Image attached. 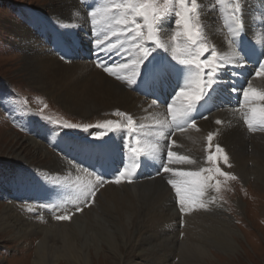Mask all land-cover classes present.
Listing matches in <instances>:
<instances>
[{
  "label": "bare ground",
  "instance_id": "obj_1",
  "mask_svg": "<svg viewBox=\"0 0 264 264\" xmlns=\"http://www.w3.org/2000/svg\"><path fill=\"white\" fill-rule=\"evenodd\" d=\"M61 1V7L53 3L51 11L38 14L40 22L55 31L52 41L49 38L47 42L46 35L42 38L39 33L17 24L14 26L19 28L16 30L19 42L16 44L23 54L20 73L32 89L75 115L89 118L117 110L131 115L138 134L126 136L124 140H128V145L122 140L121 133L115 135L111 148L102 145L97 151L96 145H90L93 154L87 150V158H91L93 164L85 171L69 162L80 151L59 132L40 128L41 134L49 133L67 157L53 155L41 136L24 139L11 129L5 130L3 137L17 146L9 148L13 152L10 154L20 162L38 161V165L28 181L21 177L22 173L12 174L6 167L1 170L0 176L4 174L5 180L0 178V195L8 205L0 204V234L9 237L11 242H30V250L20 260L29 264H174L177 258L180 259L178 264H234L230 257L241 253L245 235L237 229L234 221L237 218L224 213L222 204L214 197L216 191L211 189L212 185L209 184L203 195H194L193 207H186L181 212L179 200L168 183L173 179L167 181L168 178L159 173L149 177L151 172L146 177L142 172L152 167L154 157H160L156 167H164L169 150L195 161L192 164L174 161L171 163L173 170L200 171L209 168L207 157L215 155V148L220 146L240 182L248 185L253 181L264 191V135L255 134L247 139L232 126L231 115L220 116L222 125L218 126L214 117L196 121L190 113L188 120L195 121L197 127L193 128L189 122L183 129H175L168 106L185 85L177 86L171 78L172 65L176 63L172 57L171 61L166 57L161 64H147L145 59L134 85L129 86L126 79L117 80L98 66L103 63L116 67L129 59L123 53L105 54L107 46L116 41L109 26H93L78 0ZM86 1L89 5L90 1L98 0ZM110 1L101 0L100 8L111 6ZM243 1L244 12L249 13V18L259 11L264 22V0ZM218 2L197 0L198 20L207 42L221 57L229 60L233 57V47L229 44L221 16L224 7L220 8ZM160 29L162 32L170 30L169 22L165 21ZM105 35L108 39H103ZM128 35L130 37L131 33ZM97 39L103 41L99 49ZM184 77L185 74L181 76ZM261 81L264 82V77L253 80L251 86L254 88ZM194 89L195 82L187 86L189 91ZM181 103L183 101H177L176 106ZM262 104L264 106V101ZM138 135L142 150L134 145L139 141ZM209 135L213 136L211 145ZM169 141L174 144L170 148ZM107 150L112 158L107 155ZM135 158H146L145 163L149 166L140 169L142 178L131 185L123 180L115 184V179L135 163ZM74 159L82 162L79 158ZM81 160H85L84 156ZM141 166H144V160L138 162V167ZM92 170L100 173L99 176L92 175L106 183L99 185L90 174ZM80 179L91 187L90 192H95V196H89L86 201L82 195L87 189L82 186L71 189L70 186L71 182ZM23 199H35L43 208H35L36 213L32 215L22 207ZM243 205L240 201L238 209L245 213ZM72 209L75 211L70 213ZM49 211L52 215H70L71 219L54 220Z\"/></svg>",
  "mask_w": 264,
  "mask_h": 264
},
{
  "label": "rangeland",
  "instance_id": "obj_2",
  "mask_svg": "<svg viewBox=\"0 0 264 264\" xmlns=\"http://www.w3.org/2000/svg\"><path fill=\"white\" fill-rule=\"evenodd\" d=\"M78 1L92 22L91 12L96 10V8H100L101 0L90 1L89 5L87 4V1L85 2V0ZM125 2H127V0H111L110 5ZM131 2L141 3L143 0H131ZM151 2L155 6L157 12V20L156 24L154 25L156 32L153 36V40L145 41V46L149 47L151 50L150 55L146 58V61L147 64H161L166 61V57L167 60L171 61L172 52L176 46L180 45L183 47L187 40L186 37L175 36V33L180 30L175 24V12L179 10V0H151ZM190 2L191 0H189V4ZM53 3L58 8L62 6L61 0H0V172L3 167H6L12 174L15 173L18 175V173H22L21 177L24 179V181H28L29 177L33 176L31 173H34L33 169L36 167L35 165H38V161H33L34 163L32 161L27 163L16 160L11 155L13 152L9 150L10 147L12 148L14 146V142H11V140L5 139L3 137L5 130L11 129L24 139H31V137L41 136L46 140V145L52 150V154H59L62 157H64V155L67 157V155L63 153V150L58 146L57 143H55L49 133L48 135H45L44 133L41 134L40 128L44 127L45 129L53 130V132H59L65 140H68L75 145L81 142V144L84 145L81 148L85 151H87V144L89 148L90 145H98V147H95V150L97 151H99L98 148H101L102 145L106 144L110 146L118 133L123 135L122 140L125 143L128 141L124 140L126 136L130 137L131 135L130 132L124 131L128 130L126 123V118L128 115L125 114L124 116H117L116 113L117 111L120 112L119 110L105 114L102 113L100 115H93L89 118L75 115L63 109L58 104L51 102L49 98L44 97L43 93L32 89L28 81H26V77L20 73L19 66L20 60L23 59V54L19 52L16 44L19 42L18 32H16V30H19V28L14 26L17 24V26L26 28L30 32L39 33L42 38L46 35L45 40L48 42V39L50 38V41H52L55 38V31L50 27H45L44 24L41 23V19L38 18V14L51 11L52 9H50V6ZM189 15L198 17V9L196 13H191ZM134 18L137 23H144L142 17L135 16ZM102 20L103 19L98 14L97 23L93 24L92 22V25L98 26L101 24H106L105 21ZM165 21L169 22V29H171L167 32H162L160 25H162ZM193 23H195L199 28L200 39L210 47H214L210 42H207L208 40L204 37V31L201 29L199 20H193ZM45 30L49 31V34H47V31ZM142 31L145 35L147 34L146 27L143 28ZM158 34L160 35L158 36ZM156 40H159V42L166 48L157 47L155 43ZM202 57L210 58L208 53L203 54ZM172 60L177 62L173 57ZM193 82H195V80ZM110 114L112 115L110 116ZM110 120L113 121V125L107 128L103 127V125H105ZM69 124L76 125L77 127L69 128L65 126ZM125 125L126 128L123 129ZM134 125V129L137 131L136 123ZM122 132H124V134ZM257 134L264 135V132H259ZM138 138L141 145V139L139 135ZM8 143L9 145L7 147ZM170 143L173 144L172 141H169L168 145ZM14 147L17 146L15 145ZM136 150V152H139L138 149ZM209 151H212V149H209ZM142 152L146 156V152ZM107 153L111 155L109 150H107ZM75 154L76 153L72 155ZM78 156L82 158L83 156L86 157L87 154L83 152L81 154H77L74 158H77ZM74 158H70L69 162H74V164L79 165L85 171H87V168L91 167L93 164V160L91 158H85V160H82L80 163L76 162V159ZM143 160L144 166L138 167V162ZM145 161L146 158H135V163L128 168L130 173H133L138 169H144V167L149 168ZM208 164L210 165L209 167L220 166V168H222L221 170L228 173L229 176L236 177L235 179H230L225 176H217L214 177V179L210 182V185H212L211 189L216 191L214 197L222 204L225 210L224 213L229 215L233 214V217L237 218V221L234 220L237 229H240L245 235V239H242V246L244 248L241 250L240 254L230 257L233 258L231 259L233 260L232 262H234V264H264V191H262V187L253 181L248 185L245 183H243V185L242 182H240L241 179L239 176L231 168L229 159L227 163L224 162L223 154L216 164H211L209 162ZM113 165L117 166L114 162ZM93 173L97 174L98 176L100 175V173H95L92 170L90 174L92 175ZM135 174L137 173L135 172ZM92 176L97 180L99 185L106 183L102 178L95 175ZM140 177L142 178L140 175H137V177L134 175L126 176L123 179V182L127 185H131L132 183L138 181L137 179ZM0 178L5 180L4 174H2ZM166 178H168L167 181L169 179H173L177 180V182H180L183 179L181 177L178 179L172 178V174H169ZM217 181L220 183L219 191H217L215 188ZM70 186L71 189H80V186H82V189H87L88 192H90L89 189L91 188L83 182V179L71 182ZM169 186L176 196L175 189L171 187L170 183ZM23 201L22 207L27 209V211L32 215L36 213L34 211L35 208H43V206L35 199H23ZM240 201L244 203L243 211L246 209L245 213L238 209V203ZM7 203L8 202L5 201L0 195V204ZM43 210L45 211V209ZM74 211L75 209H72L70 213H73ZM51 212L52 211H49L48 214ZM49 216H53L52 219L58 220L57 217L59 215L49 214ZM241 219L242 222H240ZM43 224L47 225V222H43ZM28 244L30 245V242L16 243L15 240L11 242L9 237L0 234V264H29L28 262L23 263L20 261L21 256L27 254V252L30 250ZM19 250L22 252L19 253ZM220 259L221 258H219V260ZM179 261L180 259L177 258L174 264H178ZM221 261L223 260L221 259Z\"/></svg>",
  "mask_w": 264,
  "mask_h": 264
},
{
  "label": "snow or ice",
  "instance_id": "obj_3",
  "mask_svg": "<svg viewBox=\"0 0 264 264\" xmlns=\"http://www.w3.org/2000/svg\"><path fill=\"white\" fill-rule=\"evenodd\" d=\"M219 3L223 7H227L225 0H219ZM198 8L197 0H179V10L175 12L176 20L175 24L179 31L175 33L176 37H186L187 42L183 47L177 45L172 52V57L180 64L189 66L192 69V73L195 77V89L192 91L187 90V83L185 86L176 94L175 99L172 100L168 106V112L171 113L172 123L175 125V129H183L190 122L193 128L197 125L195 121H189L188 117L191 112L194 111L196 105L204 98L208 90L215 82L214 77L217 75L218 69L223 66L225 58L221 57L214 47H210L200 39L199 28L193 20H198V17L190 16L191 13H196ZM98 14L109 26V32L112 37L116 38L115 43L107 46L104 50L107 52H115L117 55L126 54L129 59L121 61L116 67H108L103 63L98 66L103 69L104 72L110 76H114L117 80L126 79L129 86L134 85L140 74L145 59L150 55L149 47L145 46V41L153 40L156 29L154 25L157 20L156 8L151 0H143L141 3H132L131 0H127L125 3H116L111 6H105L102 8H96L91 12L93 24L97 23ZM135 16L143 18L144 23H137ZM231 20V23H228ZM226 23H228L229 31L234 37H238L243 27L240 18V4H236L232 8V15L226 17ZM114 25L121 26L119 28ZM147 28V34L145 35L142 31L143 28ZM128 33H131L129 37ZM103 39H108L105 35ZM232 40L229 44L232 45ZM101 39L96 40V45L102 44ZM157 47L166 48L159 40L155 41ZM119 46V47H118ZM234 48V47H233ZM235 49V48H234ZM208 53L210 58L202 59V55ZM234 56H237L236 50ZM184 57V58H181ZM231 63V60H227ZM123 70V71H121ZM255 76L264 77V63L261 64L259 69L255 72ZM244 102L246 104L259 100L264 101V91H259L248 84L242 92ZM177 101H183L179 107L176 106ZM156 102L153 101V104ZM117 116H124L125 113L117 112ZM245 121L248 128L251 129L253 124L258 122L264 127V106L261 107H250L249 111L245 114ZM127 128L131 131H135V121L131 115L126 118ZM163 123V122H162ZM220 123V121H217ZM113 125V121H108L103 127L107 128ZM69 128L77 127L76 125H65ZM174 129V130H175ZM213 140V136H208L209 145ZM133 151H137L133 149ZM223 154V160L225 163L228 162V156L224 153V149L220 146L215 148V155H208L207 160L211 164H216L221 155ZM174 161L186 162L192 164L195 161L184 155H178L177 152L169 150L167 152V163L163 167V172H172L175 176L183 178L180 182L175 180L169 181L171 187L175 189V194L178 197L179 204L181 205L180 211H185V208H192L195 204L194 195L201 196L204 190L209 186L210 182L217 176H225L230 179H235V176H229L228 173L221 170L219 166L209 167L201 169L200 171H174L168 167V164ZM131 173L128 168H125L121 172L115 184H120L126 176H130ZM195 187V192H194ZM215 188L217 191L220 189L219 181L216 182ZM89 196H95V192L85 191L83 193L84 200L86 201ZM203 207V205H201ZM31 211V209H30ZM58 220L66 221L70 220V215L64 214L57 217Z\"/></svg>",
  "mask_w": 264,
  "mask_h": 264
}]
</instances>
